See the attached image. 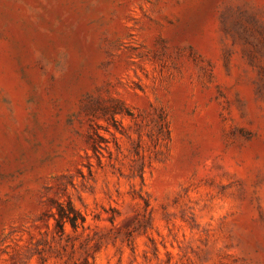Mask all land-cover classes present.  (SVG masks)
<instances>
[{"label":"rangeland","instance_id":"obj_1","mask_svg":"<svg viewBox=\"0 0 264 264\" xmlns=\"http://www.w3.org/2000/svg\"><path fill=\"white\" fill-rule=\"evenodd\" d=\"M0 264H264V0H0Z\"/></svg>","mask_w":264,"mask_h":264},{"label":"trees","instance_id":"obj_2","mask_svg":"<svg viewBox=\"0 0 264 264\" xmlns=\"http://www.w3.org/2000/svg\"><path fill=\"white\" fill-rule=\"evenodd\" d=\"M61 214V216H62V213H60Z\"/></svg>","mask_w":264,"mask_h":264}]
</instances>
